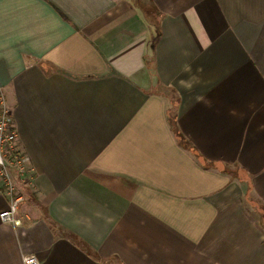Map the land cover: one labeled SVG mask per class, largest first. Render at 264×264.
Instances as JSON below:
<instances>
[{
    "label": "crops",
    "instance_id": "obj_1",
    "mask_svg": "<svg viewBox=\"0 0 264 264\" xmlns=\"http://www.w3.org/2000/svg\"><path fill=\"white\" fill-rule=\"evenodd\" d=\"M0 86V264H264V0H0Z\"/></svg>",
    "mask_w": 264,
    "mask_h": 264
},
{
    "label": "built area",
    "instance_id": "obj_2",
    "mask_svg": "<svg viewBox=\"0 0 264 264\" xmlns=\"http://www.w3.org/2000/svg\"><path fill=\"white\" fill-rule=\"evenodd\" d=\"M19 134L11 106L0 86V195L8 199V207L0 213L3 223L15 224L19 206L23 201L17 184L29 174L27 158L18 147ZM24 264H40L35 255H25Z\"/></svg>",
    "mask_w": 264,
    "mask_h": 264
},
{
    "label": "rangeland",
    "instance_id": "obj_3",
    "mask_svg": "<svg viewBox=\"0 0 264 264\" xmlns=\"http://www.w3.org/2000/svg\"><path fill=\"white\" fill-rule=\"evenodd\" d=\"M29 174H30V171H29ZM28 176H26L22 182H19L17 184V191H19L22 194V196H24L23 192L25 191V189L32 187L30 185L31 177H28Z\"/></svg>",
    "mask_w": 264,
    "mask_h": 264
}]
</instances>
